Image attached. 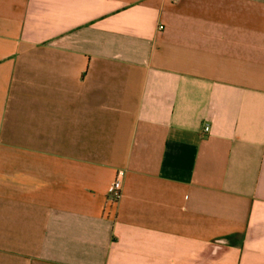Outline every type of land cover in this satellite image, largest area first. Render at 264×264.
<instances>
[{"label": "crops", "instance_id": "crops-1", "mask_svg": "<svg viewBox=\"0 0 264 264\" xmlns=\"http://www.w3.org/2000/svg\"><path fill=\"white\" fill-rule=\"evenodd\" d=\"M0 264H264V0H0Z\"/></svg>", "mask_w": 264, "mask_h": 264}, {"label": "built area", "instance_id": "built-area-1", "mask_svg": "<svg viewBox=\"0 0 264 264\" xmlns=\"http://www.w3.org/2000/svg\"><path fill=\"white\" fill-rule=\"evenodd\" d=\"M205 131H209V127L206 126ZM125 177L124 171H119L110 188V198L113 202H119L123 194V181Z\"/></svg>", "mask_w": 264, "mask_h": 264}]
</instances>
